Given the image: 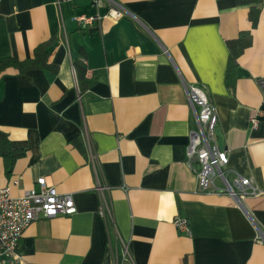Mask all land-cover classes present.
Returning <instances> with one entry per match:
<instances>
[{
	"label": "crops",
	"instance_id": "0c3cea01",
	"mask_svg": "<svg viewBox=\"0 0 264 264\" xmlns=\"http://www.w3.org/2000/svg\"><path fill=\"white\" fill-rule=\"evenodd\" d=\"M108 1L0 0V60L29 58L58 35L55 74H0V129L25 152L9 175L0 158V187L20 196L45 177L76 206L31 222L18 264H264V0L256 27L234 0H112L123 8L117 20ZM84 16L99 17L86 32ZM242 31L252 41L227 87L226 42ZM75 61L92 82L84 91ZM190 84L213 105L228 182L248 178L256 194L199 190L185 159L197 127Z\"/></svg>",
	"mask_w": 264,
	"mask_h": 264
},
{
	"label": "built area",
	"instance_id": "2783aa9c",
	"mask_svg": "<svg viewBox=\"0 0 264 264\" xmlns=\"http://www.w3.org/2000/svg\"><path fill=\"white\" fill-rule=\"evenodd\" d=\"M63 1L57 0V4ZM97 4L99 0H92ZM109 8L106 16L117 20L123 14V8L115 1H108ZM80 30L86 32L89 27L99 21L96 16L76 18ZM264 92V79L259 81ZM186 95L195 114L197 127L189 133L185 148V159L189 168L195 174L197 185L202 192L221 193L228 192L234 197L243 196L246 190L256 194L257 190L251 185L248 178L236 176L234 188L226 178L228 164L227 151L217 145L215 128L217 116L213 105L203 90L197 85H186ZM252 127H256L257 119L251 120ZM84 144L88 156L92 159V147L87 136ZM221 186L217 185V182ZM16 183V181H14ZM38 188L25 190L22 195L11 194L8 185L0 187V264H18L20 257L16 251L23 231L31 222L38 218H54L59 215L70 216L76 212V206L69 193H59L55 186L48 184L45 177L36 180ZM103 187H99L102 191ZM104 205V204H103ZM101 214L104 216V210ZM173 224L179 232H188V221L180 216H175Z\"/></svg>",
	"mask_w": 264,
	"mask_h": 264
},
{
	"label": "trees",
	"instance_id": "16d2710c",
	"mask_svg": "<svg viewBox=\"0 0 264 264\" xmlns=\"http://www.w3.org/2000/svg\"><path fill=\"white\" fill-rule=\"evenodd\" d=\"M236 5H248V18L251 27H256L261 12V0H234ZM58 35H54L47 41L40 43L33 49L32 56L25 59L15 57H5L0 60V74L7 68L16 69L19 73H25L29 70H46L51 74L57 72V66L48 62L51 46L57 41ZM252 38L249 31H242L238 37L226 42L228 57L225 69V85L232 87L235 80V71L237 68V59L241 52L251 44ZM77 70V82L80 91H84L92 82L86 77V66L83 63L75 61ZM72 140L71 142H77ZM24 150L15 147L9 137V134L0 129V158L3 160L5 174L9 175L15 161L24 154Z\"/></svg>",
	"mask_w": 264,
	"mask_h": 264
},
{
	"label": "water",
	"instance_id": "95a60500",
	"mask_svg": "<svg viewBox=\"0 0 264 264\" xmlns=\"http://www.w3.org/2000/svg\"><path fill=\"white\" fill-rule=\"evenodd\" d=\"M215 135L217 137V145L220 149H224V141H223V135L221 134V131L218 127L215 128Z\"/></svg>",
	"mask_w": 264,
	"mask_h": 264
}]
</instances>
